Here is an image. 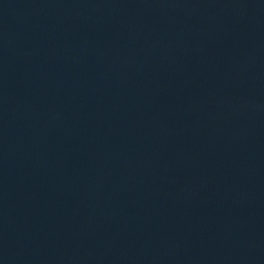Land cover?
Instances as JSON below:
<instances>
[{
    "label": "water",
    "instance_id": "95a60500",
    "mask_svg": "<svg viewBox=\"0 0 264 264\" xmlns=\"http://www.w3.org/2000/svg\"><path fill=\"white\" fill-rule=\"evenodd\" d=\"M0 264H264V0H0Z\"/></svg>",
    "mask_w": 264,
    "mask_h": 264
}]
</instances>
